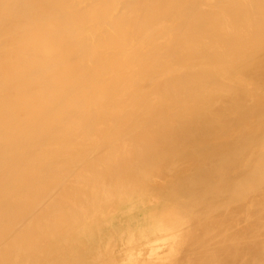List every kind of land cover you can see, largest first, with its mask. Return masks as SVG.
Instances as JSON below:
<instances>
[{
  "label": "bare ground",
  "instance_id": "obj_1",
  "mask_svg": "<svg viewBox=\"0 0 264 264\" xmlns=\"http://www.w3.org/2000/svg\"><path fill=\"white\" fill-rule=\"evenodd\" d=\"M0 264H264V0H0Z\"/></svg>",
  "mask_w": 264,
  "mask_h": 264
}]
</instances>
